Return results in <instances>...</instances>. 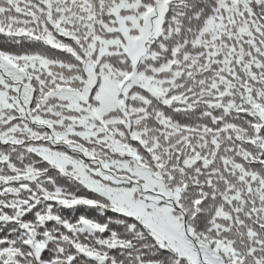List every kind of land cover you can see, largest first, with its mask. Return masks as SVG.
Here are the masks:
<instances>
[{
	"label": "snow or ice",
	"instance_id": "6c2138e0",
	"mask_svg": "<svg viewBox=\"0 0 264 264\" xmlns=\"http://www.w3.org/2000/svg\"><path fill=\"white\" fill-rule=\"evenodd\" d=\"M0 264H264V0H0Z\"/></svg>",
	"mask_w": 264,
	"mask_h": 264
}]
</instances>
